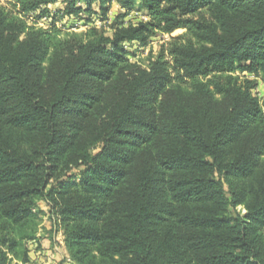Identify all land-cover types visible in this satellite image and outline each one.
I'll list each match as a JSON object with an SVG mask.
<instances>
[{"label":"trees","instance_id":"1","mask_svg":"<svg viewBox=\"0 0 264 264\" xmlns=\"http://www.w3.org/2000/svg\"><path fill=\"white\" fill-rule=\"evenodd\" d=\"M258 79L264 0H0V264H264Z\"/></svg>","mask_w":264,"mask_h":264},{"label":"rangeland","instance_id":"2","mask_svg":"<svg viewBox=\"0 0 264 264\" xmlns=\"http://www.w3.org/2000/svg\"><path fill=\"white\" fill-rule=\"evenodd\" d=\"M4 4L5 2L2 1ZM119 10V7L114 8L111 14H114ZM33 23L32 20H30ZM44 24H39L38 26H43ZM62 27V24H58ZM85 28H80L77 30L78 33H83ZM166 40V37L164 38ZM160 41H156L150 47H148L145 52L141 53V61L147 63L148 57L153 52L157 53L160 49ZM258 84L254 89V94L258 97L264 95V84L258 79ZM38 207L43 211L42 221L39 228V240L30 241L27 243L30 249L31 260L28 264H71L67 253L65 252V247L63 245V231L60 228L59 222L56 221L55 217L50 213V204L47 201H39ZM231 211H233L231 209ZM244 212V210H243ZM49 241V251L51 252V257L44 253L47 250L45 241ZM62 242V243H61Z\"/></svg>","mask_w":264,"mask_h":264},{"label":"crops","instance_id":"3","mask_svg":"<svg viewBox=\"0 0 264 264\" xmlns=\"http://www.w3.org/2000/svg\"><path fill=\"white\" fill-rule=\"evenodd\" d=\"M115 8H117V6H115ZM45 243H46V246L48 247V246H49V241L47 240V242L45 241ZM61 243H62V242H61ZM63 245H64V244H63ZM49 248H50V247H48L47 250L44 251V253L47 254V255L49 256V258H50V257H51V252L49 251ZM65 252H66V250H65ZM66 253H67V252H66ZM67 255H68V254H67ZM47 264H48V263H47Z\"/></svg>","mask_w":264,"mask_h":264},{"label":"built area","instance_id":"4","mask_svg":"<svg viewBox=\"0 0 264 264\" xmlns=\"http://www.w3.org/2000/svg\"><path fill=\"white\" fill-rule=\"evenodd\" d=\"M136 16H139V18L141 19V20H144V21H146V20H148V17H147V15H145V14H139V13H136ZM166 37V39H167V36H165ZM260 97H262V96H260ZM70 260V259H69Z\"/></svg>","mask_w":264,"mask_h":264}]
</instances>
